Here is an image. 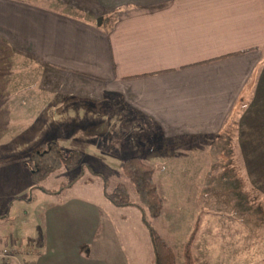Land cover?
<instances>
[{"label": "crops", "instance_id": "0c3cea01", "mask_svg": "<svg viewBox=\"0 0 264 264\" xmlns=\"http://www.w3.org/2000/svg\"><path fill=\"white\" fill-rule=\"evenodd\" d=\"M62 1L78 12L0 0V163L6 164L0 175L17 173L27 162L22 159L49 140H79L82 130L117 129L129 149H140L148 126L120 119L130 113L169 138L219 136L229 131L225 126L243 98L231 159L246 164L242 176L264 195V0ZM72 122L77 128L66 127ZM82 152L95 162L107 158ZM40 191L49 198L37 206L34 195L8 194L11 209L26 206L22 224L30 228L20 239L33 246L16 262L111 264L93 253L102 221L98 203L74 192L53 199ZM36 207L40 224L33 227ZM233 235L240 237L237 230Z\"/></svg>", "mask_w": 264, "mask_h": 264}, {"label": "rangeland", "instance_id": "374dc122", "mask_svg": "<svg viewBox=\"0 0 264 264\" xmlns=\"http://www.w3.org/2000/svg\"><path fill=\"white\" fill-rule=\"evenodd\" d=\"M31 1L70 13L78 12L62 0ZM115 100L119 101L113 99ZM241 109H244L243 106ZM241 109L234 118L236 122ZM128 117L148 126L139 140L140 149H129L127 139L119 137L120 131L117 129L92 135L82 130L81 138L75 141H69L67 136L57 138L64 154L77 148L105 155L108 160L95 162L83 156L76 167H61L35 184L29 177L30 157L23 158L22 162H27L25 165L21 164L23 166L17 173L7 170L0 175V213L11 209L6 204L10 198L9 193L23 191V197L26 198L34 195L37 197L34 205L37 206L49 198L40 191L41 187L57 190L53 199H60L67 196V193L74 192L96 201L101 210L98 248L93 253L103 255L111 264H154L151 238L147 228L139 221V209L134 205L115 206L104 196V188L110 191L117 183L122 182L128 188L130 199L138 202L133 184L122 174L120 162H116V159L123 161L138 154L143 160L149 159L144 162L155 167L153 177L162 199V209L159 216L150 218L149 222L172 247L175 264H184L183 246L197 221L198 231L192 244L197 264H264V195L258 184H252L242 176L243 171H247L246 164L231 159V151H234L232 145L236 146L231 141V136L237 123L229 122L225 126L229 131L226 130L219 136L195 133L169 138L157 126L150 125L143 116L130 113L120 119L128 120ZM230 118L233 120V117ZM79 122L80 128L86 127L87 121ZM70 126H74V123L66 124V127ZM240 147L239 145L235 149L237 155ZM241 153L244 156L247 150L242 149ZM10 166L13 164L7 167ZM71 180L73 183L60 192L59 186ZM24 207L26 206L16 203L8 218H0V227L3 228L0 229V248L7 242L20 247L13 258L0 261V264H18L16 260H19L21 254L29 253L30 246L33 247L31 240L20 239L30 228L29 224H22ZM28 208L31 210L32 205ZM36 211L40 212L41 209L36 207L35 211H30L33 227L40 224ZM236 220H240V227H237ZM233 230L239 231L240 237L233 235ZM8 233L17 236L8 240Z\"/></svg>", "mask_w": 264, "mask_h": 264}, {"label": "trees", "instance_id": "16d2710c", "mask_svg": "<svg viewBox=\"0 0 264 264\" xmlns=\"http://www.w3.org/2000/svg\"><path fill=\"white\" fill-rule=\"evenodd\" d=\"M242 100L234 107L229 122L235 123L234 118L237 112L242 108ZM228 122V123H229ZM83 152L80 150H71L64 154L60 144L54 140L48 141L46 146L40 150H33L30 153V178L37 184L46 179L50 174L61 167L71 169L79 165L82 161ZM122 174L133 184L138 197V202L130 199L127 186L119 182L110 191L104 188L105 197L115 206L134 205L140 211V222L144 225L151 238L154 250V264H175V255L171 246L162 238L149 222L150 218L158 217L162 209V199L159 195L156 183L154 181L155 167L147 164L139 155H133L119 163ZM73 180L60 185V192L65 187H69ZM43 190L50 194L58 193L54 189ZM10 201L6 204L9 206ZM8 212L0 213V218H6ZM198 231V221L188 235L184 246L183 256L184 264H197L192 253V244Z\"/></svg>", "mask_w": 264, "mask_h": 264}, {"label": "built area", "instance_id": "2783aa9c", "mask_svg": "<svg viewBox=\"0 0 264 264\" xmlns=\"http://www.w3.org/2000/svg\"><path fill=\"white\" fill-rule=\"evenodd\" d=\"M19 245H16L15 243H7L0 248V261H9L11 258H13L16 253L19 251ZM30 250H32V247L30 246Z\"/></svg>", "mask_w": 264, "mask_h": 264}, {"label": "water", "instance_id": "95a60500", "mask_svg": "<svg viewBox=\"0 0 264 264\" xmlns=\"http://www.w3.org/2000/svg\"><path fill=\"white\" fill-rule=\"evenodd\" d=\"M96 22H97V24H100V22H101V18L98 17L97 20H96Z\"/></svg>", "mask_w": 264, "mask_h": 264}]
</instances>
